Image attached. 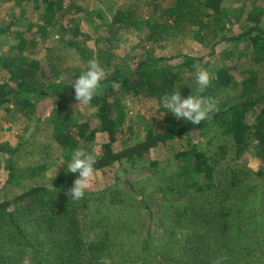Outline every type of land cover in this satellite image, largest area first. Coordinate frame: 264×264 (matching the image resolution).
Masks as SVG:
<instances>
[{"label":"trees","instance_id":"1","mask_svg":"<svg viewBox=\"0 0 264 264\" xmlns=\"http://www.w3.org/2000/svg\"><path fill=\"white\" fill-rule=\"evenodd\" d=\"M83 1L63 6L62 0H46L37 22L22 23L21 15L13 16L0 26V35L12 31L16 43L8 50L23 52L43 37L48 26L62 22V30L78 39L82 34L74 18L83 11ZM146 6L157 14L151 19L159 22L151 25L150 38L156 28L165 33L189 24L194 39L208 43L211 51L201 56L179 54L169 62L144 56L133 67L106 76L89 103L95 107L92 118L72 124L60 115L50 119L64 167L50 185L31 186L0 201V264H214L217 258H223L222 264H264V79L254 68L235 63L208 69L213 79L200 95L213 98L217 110L200 125L173 117L159 131L145 124L139 133L137 127L124 124L122 114L113 115L119 94L145 92L163 101L179 89L183 97L180 71H192L196 62L206 69L207 59L218 52L229 58L234 46H251L253 62L263 63L264 0L254 3L242 26H237L240 15L225 9L223 0H150ZM93 10L107 19L99 9ZM110 14L111 24L134 23L133 13L118 7ZM58 75L44 61L24 55L16 65L0 61V106L11 104L14 111L38 118L49 106L63 109L75 100L71 85L75 79H57ZM113 82L120 84L118 90L111 87ZM256 107L260 110L255 120L247 123L246 115ZM212 129L220 143L215 148L190 145L161 168L149 156L151 149L189 131L212 134ZM99 132L107 140L94 150L96 171L120 166L127 173V187L85 192L83 199L71 200L67 192L78 173L68 172L67 164L75 149L94 148ZM118 143L121 147L114 149ZM249 150L259 165L255 171L242 160ZM4 151L11 158L16 149L9 151L0 144ZM10 158L5 164L8 183L15 172ZM140 176L144 177L138 180L147 183L142 187L136 180ZM163 177L167 184L159 187L156 183ZM150 203L157 208L155 223Z\"/></svg>","mask_w":264,"mask_h":264},{"label":"rangeland","instance_id":"2","mask_svg":"<svg viewBox=\"0 0 264 264\" xmlns=\"http://www.w3.org/2000/svg\"><path fill=\"white\" fill-rule=\"evenodd\" d=\"M62 1V5L66 6L77 0ZM149 1L84 0L81 8L83 11L74 18V23H77L82 34L80 38L74 40L69 31L62 30L63 24L61 25L62 22H60L48 26L46 33L43 37H38L39 40L35 42L34 46L29 45L23 52H18V50H8L10 44L16 43L13 32L9 31V33L0 35V61L16 65L20 55L26 56L28 60L31 58L40 59L59 73L57 79L69 80L77 79L85 71L83 62L93 58L99 61L101 67L105 69L106 76H109L115 71H125L127 67H133L144 56L160 57L169 62L171 57H176L179 54L201 56L207 55L211 51L208 43H200L194 39L189 24H182L176 29L168 28L165 33L158 32V28H156V34L150 38L149 32L153 29L151 25L156 26L159 22L156 19H151L152 16L158 17L155 11L147 9L146 3ZM257 1L223 0V6L235 17L240 15L237 26H242L245 24L244 19L247 13ZM45 6L46 0H0V26L8 24L16 15H21L24 18L20 21L22 23H26V21L37 22ZM115 7L133 13L134 23L129 26H126L125 23L111 24L108 21L110 20V11L111 8ZM93 9H99L108 20L102 19ZM260 25L264 29V16ZM18 27L23 29L20 25ZM24 36L26 35L24 34ZM74 41L77 43L76 46L72 45ZM250 53L251 46L237 45L234 46L229 58H223L218 52L217 55L207 59L205 68L208 70L235 63L245 64L247 67L254 68L259 79L263 80L264 62L256 64L253 62ZM170 62L174 64V61ZM200 69L199 63L196 62L192 71H180L179 78L181 80H179L183 86L182 98H187L191 94L197 95L195 74ZM174 71L177 72V69L175 68ZM187 90H191L189 95L186 94ZM160 101L150 98L145 92H141L139 96L119 94L115 98L117 103L113 115L122 114L124 124H132L133 127L140 129L141 132L139 133L144 131L142 126L145 124H149L159 131L166 122L174 117L171 112L166 113L167 109L163 101ZM77 105L78 102L73 100L63 109H55L49 106L44 109L40 118L35 115L25 116L19 110L14 111L11 104L0 106V144L9 151L16 149L11 158L9 152H0V201L12 198L25 188L51 184L57 172L64 167V161L61 154L62 148L54 138L53 123L50 119L60 115L62 119L72 124L78 119H88L94 116L95 107L90 104ZM259 110V107L252 109L246 115V122L252 123ZM160 113L166 114L160 118ZM200 132L189 131L183 136L167 142L164 146L151 149L149 156L156 160L161 168L173 157L175 152L186 149L190 145L206 150L207 145L210 149L220 144L219 141H215L214 129L210 131L212 134ZM106 140L105 133H97L94 140L95 147L89 148L87 151L95 153V148ZM120 147L121 144L118 143L114 149ZM9 158L11 160L10 167L15 172L13 173V181L8 183L5 164ZM242 160L246 163L248 170L255 171L259 167L251 150L245 153ZM225 161L230 162V159ZM42 165L43 167L40 168ZM165 169H162V172H165ZM142 177L144 176H140L136 180ZM126 178L127 173L120 166L109 165L95 172L94 179L86 192L92 193L112 187H127ZM137 182L141 187L147 184L141 180ZM166 184L165 177H163L162 182L156 183L159 187H165ZM150 205L155 223L158 219L157 208L154 203H150ZM156 230L157 228L153 230L154 233Z\"/></svg>","mask_w":264,"mask_h":264},{"label":"clouds","instance_id":"3","mask_svg":"<svg viewBox=\"0 0 264 264\" xmlns=\"http://www.w3.org/2000/svg\"><path fill=\"white\" fill-rule=\"evenodd\" d=\"M105 79L106 72L99 61L95 58L89 60L86 70L77 79L71 81L78 105H88L98 94L102 87L101 82ZM212 79V74L208 70L201 69L195 74L197 95L191 94L187 98H182L179 89L170 95H165L163 103L167 109L166 113L171 112L176 119L187 120L194 125H200L201 122L210 120V114L217 110L216 102L213 98L200 95V93L206 90ZM111 87L113 90H118L120 84L113 82ZM166 113H160V118ZM96 159L95 153H90L84 148H77L73 151L71 162L67 164V170L73 174L78 173V176L74 180V186L67 192L71 200L83 199L95 176ZM222 259L217 258L214 264H222Z\"/></svg>","mask_w":264,"mask_h":264}]
</instances>
